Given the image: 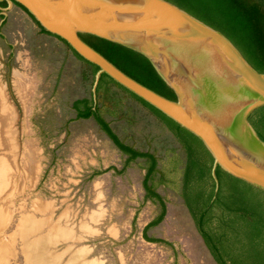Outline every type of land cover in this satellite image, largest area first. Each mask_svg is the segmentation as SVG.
I'll list each match as a JSON object with an SVG mask.
<instances>
[{
    "label": "rangeland",
    "instance_id": "rangeland-1",
    "mask_svg": "<svg viewBox=\"0 0 264 264\" xmlns=\"http://www.w3.org/2000/svg\"><path fill=\"white\" fill-rule=\"evenodd\" d=\"M85 70L19 6H0V93L10 104L0 125V264H217L179 190L157 187L165 216L144 231L162 214L145 200L144 160L124 169L128 156L72 109L96 99ZM125 104L124 120L106 117L113 131L171 168L172 151L182 153L176 138L143 106ZM11 110L19 163L4 133Z\"/></svg>",
    "mask_w": 264,
    "mask_h": 264
},
{
    "label": "water",
    "instance_id": "water-1",
    "mask_svg": "<svg viewBox=\"0 0 264 264\" xmlns=\"http://www.w3.org/2000/svg\"><path fill=\"white\" fill-rule=\"evenodd\" d=\"M36 22L106 74L198 137L217 168L264 192V141L249 121L264 106V73L221 32L167 0H0ZM97 36L145 56L177 94L168 99L134 80L83 41ZM96 93V90H95Z\"/></svg>",
    "mask_w": 264,
    "mask_h": 264
},
{
    "label": "trees",
    "instance_id": "trees-1",
    "mask_svg": "<svg viewBox=\"0 0 264 264\" xmlns=\"http://www.w3.org/2000/svg\"><path fill=\"white\" fill-rule=\"evenodd\" d=\"M167 1L221 32L256 71L264 73V0ZM16 5L28 14L22 6ZM0 6L5 7L6 2H1ZM28 15L41 33L59 39L85 64L84 80L94 82L99 67L79 56L62 39L46 32L33 16ZM78 36L134 80L168 99L178 100L175 91L142 54L91 34L78 33ZM95 95L96 99L91 96L74 101L72 109L77 120H95L116 148L128 156L124 169L133 161L144 160L142 186L145 200L158 202L162 208L161 216L144 231L163 220L166 204L157 187L169 186L180 191L198 233L217 264H264V192L218 167L219 189L216 193L212 176L214 159L198 137L106 74L101 75ZM127 99L147 109L176 138L182 153L172 151L171 168L162 170L154 153L135 149L113 131L106 117L124 120ZM249 121L264 141V106L254 110Z\"/></svg>",
    "mask_w": 264,
    "mask_h": 264
},
{
    "label": "bare ground",
    "instance_id": "bare-ground-1",
    "mask_svg": "<svg viewBox=\"0 0 264 264\" xmlns=\"http://www.w3.org/2000/svg\"><path fill=\"white\" fill-rule=\"evenodd\" d=\"M28 82V81H27ZM26 84V83H25ZM26 87V86H25ZM0 107H2V110H1V112H0V125H1V122H2V120L4 119L3 118V114H8V113H6V112H8L7 111V109H5V107L6 108H8V106L10 105L9 103H7V99L0 93ZM6 111V112H5ZM5 112V113H4ZM12 112V115H10L9 117H10V119L13 121L14 120V123H13V128L12 127H9V128H6V130L4 129V133H6V135H9V138L11 137V143L13 142V145H14V147H13V151L14 152H16V154H13V156L14 157H17V159L16 160H18V163H19V161H20V155L19 156H17L18 154V148L16 147V145H15V139H16V134H15V127H14V125H15V120L17 119L15 116H14V111H10L9 113H11ZM9 115V114H8ZM7 119V118H6ZM7 122H8V120H7ZM10 131V134L9 133H7V132H9ZM7 138V137H6ZM9 143V142H8ZM9 145V144H8ZM11 148V147H10ZM12 150V149H11ZM23 155V154H22ZM1 158V157H0ZM2 159H0V161H1ZM7 162V161H6ZM17 162V161H16ZM23 163V162H22ZM11 166H12V164H11ZM15 166H17V164L15 165ZM36 167V166H35ZM4 169H5V165H3V164H1L0 165V173H1V175H3V174H5V173H3L4 172ZM10 170H12V169H10ZM15 173V172H14ZM8 182V181H7ZM9 183V182H8ZM11 185V184H10ZM2 186V185H1ZM5 189V188H4ZM7 190V189H6Z\"/></svg>",
    "mask_w": 264,
    "mask_h": 264
}]
</instances>
